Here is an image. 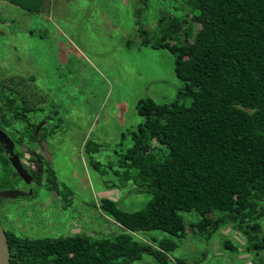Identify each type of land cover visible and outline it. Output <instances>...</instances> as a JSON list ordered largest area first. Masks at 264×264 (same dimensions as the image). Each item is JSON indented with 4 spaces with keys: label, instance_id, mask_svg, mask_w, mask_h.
Returning a JSON list of instances; mask_svg holds the SVG:
<instances>
[{
    "label": "trees",
    "instance_id": "1",
    "mask_svg": "<svg viewBox=\"0 0 264 264\" xmlns=\"http://www.w3.org/2000/svg\"><path fill=\"white\" fill-rule=\"evenodd\" d=\"M5 1L30 13H40L44 2ZM166 1L173 5L157 16V39L138 17L136 31L141 46L173 56L183 85L169 103L137 102L142 122L129 132L131 146L114 172L119 187L130 185L149 200L128 212L102 198L100 209L120 227L112 237L32 238L3 228L10 264H131L143 254L171 264L168 254L186 235L181 213L190 212L197 217L189 224L196 234L230 225L244 238L246 251H264V0ZM33 81L0 80V107L12 121L25 123L27 139L35 142L37 124L27 116L34 110L21 90ZM0 162L10 164L1 144ZM92 166L99 170L97 162ZM51 181L52 173L45 178ZM150 231L175 240L141 241L134 235ZM224 247L232 248L228 241Z\"/></svg>",
    "mask_w": 264,
    "mask_h": 264
},
{
    "label": "rangeland",
    "instance_id": "2",
    "mask_svg": "<svg viewBox=\"0 0 264 264\" xmlns=\"http://www.w3.org/2000/svg\"><path fill=\"white\" fill-rule=\"evenodd\" d=\"M141 1L49 0L44 14L0 3V80L34 79L21 90L34 110L27 116L40 126L37 141H29L25 123L12 121L0 107V130L16 144L28 170L37 150L41 169L35 176L39 184L29 187L10 164L0 162V191H35L29 199L0 200L4 229L32 238L112 237L120 227L100 209L102 198L128 212L146 205L150 196L134 193L130 185L119 187L114 172L121 153L131 146L129 132L142 122L137 102L169 103L183 84L174 74L173 56L141 46L135 25L139 18L156 40L157 16L170 12L173 3L150 0L145 6ZM136 8H141L137 16ZM95 162L99 170L93 168ZM50 173L55 182H45ZM181 215L186 235L168 254L171 264H264V251H246L245 240L232 226L198 235L189 228L196 214ZM134 235L141 241L175 240L160 231ZM225 241L232 248L226 249ZM131 264L157 262L143 254Z\"/></svg>",
    "mask_w": 264,
    "mask_h": 264
},
{
    "label": "water",
    "instance_id": "3",
    "mask_svg": "<svg viewBox=\"0 0 264 264\" xmlns=\"http://www.w3.org/2000/svg\"><path fill=\"white\" fill-rule=\"evenodd\" d=\"M40 129L38 126L35 130V137ZM0 144L3 147L4 154L7 156L10 166L15 171L17 176L24 184L29 185L32 182V176L28 173L25 166L21 163L19 155L15 152V144L11 141L9 136L0 130ZM32 190L27 193L20 190H4L0 191L1 199H16L19 197L30 196ZM0 264H10V252L3 227L0 224Z\"/></svg>",
    "mask_w": 264,
    "mask_h": 264
},
{
    "label": "flooded vegetation",
    "instance_id": "4",
    "mask_svg": "<svg viewBox=\"0 0 264 264\" xmlns=\"http://www.w3.org/2000/svg\"><path fill=\"white\" fill-rule=\"evenodd\" d=\"M15 149H16V144H15ZM32 152H33V153H31V154H32L33 156H35V159H32V160H31V163H32L33 168H29V170H28V169L25 167L26 170L28 171V173L32 176V182H31L29 185H27V186H29V187H30L31 184H38V180L35 178V176L41 173V169L37 167V164L39 163V160H38V158H37V154H38V153H37V150L32 151ZM36 158H37V159H36ZM30 172H31L32 174H31ZM34 178H35V179H34ZM29 190H32V189H28V191H29ZM28 191H27V192H28ZM27 192H26V193H27ZM32 192L35 193V191H33V190H32ZM32 195H33V194H31L30 196H32ZM25 197H27V196H25ZM25 197H24V198H25Z\"/></svg>",
    "mask_w": 264,
    "mask_h": 264
},
{
    "label": "crops",
    "instance_id": "5",
    "mask_svg": "<svg viewBox=\"0 0 264 264\" xmlns=\"http://www.w3.org/2000/svg\"><path fill=\"white\" fill-rule=\"evenodd\" d=\"M48 2H49V0H44V2H43V5H42V11L40 12V13H34V14H44L45 13V9H46V7H47V4H48ZM0 3H5V4H9L7 1H5V0H0ZM128 3V2H127ZM12 6H14V5H12ZM15 7H17V6H15ZM17 8H19V7H17ZM19 9H21V8H19ZM23 10V9H22ZM46 124V123H45ZM240 235V234H239ZM243 240H244V238H243ZM241 243H243V245H244V243H245V241H243V242H241ZM248 253V252H247ZM249 254V253H248ZM248 254H246L244 257H248ZM249 262H247V264H248ZM250 264H254V263H252V262H250ZM257 264V263H256Z\"/></svg>",
    "mask_w": 264,
    "mask_h": 264
}]
</instances>
